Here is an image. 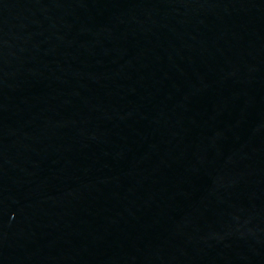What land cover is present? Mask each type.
Returning a JSON list of instances; mask_svg holds the SVG:
<instances>
[{
    "label": "water",
    "instance_id": "1",
    "mask_svg": "<svg viewBox=\"0 0 264 264\" xmlns=\"http://www.w3.org/2000/svg\"><path fill=\"white\" fill-rule=\"evenodd\" d=\"M0 264H264V0H0Z\"/></svg>",
    "mask_w": 264,
    "mask_h": 264
}]
</instances>
